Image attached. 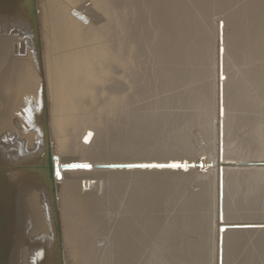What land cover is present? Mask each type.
<instances>
[{
  "label": "bare ground",
  "instance_id": "1",
  "mask_svg": "<svg viewBox=\"0 0 264 264\" xmlns=\"http://www.w3.org/2000/svg\"><path fill=\"white\" fill-rule=\"evenodd\" d=\"M35 8L37 45L0 27V160L42 157L46 119L62 264H213L217 227L221 264H264V0ZM7 174L8 264H52L48 190Z\"/></svg>",
  "mask_w": 264,
  "mask_h": 264
},
{
  "label": "water",
  "instance_id": "2",
  "mask_svg": "<svg viewBox=\"0 0 264 264\" xmlns=\"http://www.w3.org/2000/svg\"><path fill=\"white\" fill-rule=\"evenodd\" d=\"M22 23L31 28L33 32V40L37 45V19L35 0H0V27L5 25H13ZM42 134L44 139V153L42 157L28 162L8 163L0 160V264H8V248L11 241L16 218L10 215V190L13 183L9 180L8 172H11L15 178L20 180L22 177L34 178L44 184L48 190L51 207L52 219L55 225L56 248L54 261L52 264H62V256L60 250V239L57 224L55 190L52 177L53 165L51 162V153L49 148L48 131L46 127V119L43 118ZM86 164L68 163L63 164V168L83 167ZM125 165H108V167H124ZM36 258H42L39 252ZM35 258V264H38Z\"/></svg>",
  "mask_w": 264,
  "mask_h": 264
},
{
  "label": "rangeland",
  "instance_id": "3",
  "mask_svg": "<svg viewBox=\"0 0 264 264\" xmlns=\"http://www.w3.org/2000/svg\"><path fill=\"white\" fill-rule=\"evenodd\" d=\"M220 14L219 13H217V12H215V19H214V23L215 24H218V28L220 29V22L221 21H223L222 20V17L221 16H219ZM218 22V23H217ZM215 43H216V41H215ZM220 44H218V46H219ZM218 46H217V43L216 44H214V56H215V59L216 60H218V57H219V53H218V51H217V49H218ZM218 148V147H217ZM217 152H219V150H216ZM216 152V153H217ZM218 157H216L217 159H216V161L217 160H219V161H222V160H220V158H219V155H217ZM219 158V159H218ZM201 160H202V158H201ZM181 161H183L182 159H181ZM184 161L185 162H180V161H178L177 163H171L170 165L168 164H162L163 166H172V165H176V164H183L184 166H181V167H187L186 165H195V166H197L196 168H200L201 166H202V163L201 162H199V163H196V164H194V162H189V161H187L186 159H184ZM186 161H187V163H186ZM203 161H204V158H203ZM218 161V162H219ZM87 162V161H86ZM147 163H149V162H146V163H144V162H139L138 164L137 163H135V164H137L138 166H144V167H149V168H156L157 166H159V165H161L160 163H154L153 164V162H151L150 164H147ZM211 163H213V162H211ZM81 164H86V163H81ZM63 165V163L62 164H60L58 167H61ZM111 165V164H110ZM113 165V164H112ZM154 166V167H151V166ZM161 165V166H162ZM146 167V168H147ZM160 167V166H159ZM178 167H180V166H178ZM65 169H60L59 171L60 172H62V171H64ZM88 179V178H87ZM219 232V233H218ZM219 234H220V238H219ZM220 244H221V228L220 227H217V229H216V232H215V234H214V241H213V244H212V249H213V264H221V246H220Z\"/></svg>",
  "mask_w": 264,
  "mask_h": 264
},
{
  "label": "snow or ice",
  "instance_id": "4",
  "mask_svg": "<svg viewBox=\"0 0 264 264\" xmlns=\"http://www.w3.org/2000/svg\"><path fill=\"white\" fill-rule=\"evenodd\" d=\"M83 167H89V166L88 165H83ZM128 167H131V165H129ZM172 167H176V165H172Z\"/></svg>",
  "mask_w": 264,
  "mask_h": 264
}]
</instances>
